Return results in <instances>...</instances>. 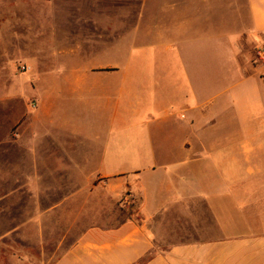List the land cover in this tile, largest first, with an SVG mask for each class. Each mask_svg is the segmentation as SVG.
<instances>
[{
  "label": "crops",
  "instance_id": "1",
  "mask_svg": "<svg viewBox=\"0 0 264 264\" xmlns=\"http://www.w3.org/2000/svg\"><path fill=\"white\" fill-rule=\"evenodd\" d=\"M22 1L0 0V79L13 103L36 97L9 157L39 192V222L48 191L54 213L96 194L135 204L116 226L54 234V264H264V0H28L35 18ZM208 28L226 33L174 53ZM47 30L84 65L19 78L30 43L15 37Z\"/></svg>",
  "mask_w": 264,
  "mask_h": 264
},
{
  "label": "rangeland",
  "instance_id": "2",
  "mask_svg": "<svg viewBox=\"0 0 264 264\" xmlns=\"http://www.w3.org/2000/svg\"><path fill=\"white\" fill-rule=\"evenodd\" d=\"M56 1L59 0H53L54 3ZM65 1L67 5L71 4V0ZM77 2H79V5H87L86 1ZM21 5L31 8L30 13L33 18L37 17V15L39 16V12L35 10L36 8L33 9L34 6H43L42 3L37 1L32 3V1L28 2V0H23ZM44 6L49 7L50 5ZM64 27L61 32L63 38L66 39L68 38L66 35L72 33L65 24ZM224 33L226 32L208 28L205 30L187 31L185 36L179 34L178 38H175L174 53L176 55L184 53L186 49L185 45H183L184 41L195 42L194 45H198L200 42L215 41ZM4 34L0 33V40L3 42L4 36L6 43L8 34L6 32ZM15 38H17L16 41L25 43L24 45L27 42L30 43L26 49L30 53H25V56H22L23 61L28 62L29 65L18 62L14 66V73L19 78H22V76L30 77L31 74L40 70L42 66L47 70H57V72L68 74L74 62V64L79 62L84 65L83 59H85V56L82 55V52L72 60V55H70L71 48L61 49L54 46L53 41L57 37H55L53 31H28L22 37L18 36ZM94 50L95 54L98 55L100 51ZM127 51L133 52V56H136V54L141 53L147 55L151 49L145 48L136 51L135 48H127ZM42 52H45V55L48 52H52L44 57L47 62L41 63ZM14 53L19 54L20 50L18 49ZM255 56H258L257 53ZM25 80L27 83L31 82L30 79ZM11 97V94L6 90V79H0V264H54V259L57 257V251L59 250L57 248L59 241H55L54 234H78L86 227L93 225L102 227L116 226L132 213L135 204L130 202V205H125L120 201L113 206L102 194H96L93 208L88 207L89 204L85 198L80 197L77 199L76 197L71 199V202L73 201L71 207L60 208L54 213L55 209L53 210L49 205H54L57 198L55 192L48 191L44 194L46 198L41 208L44 210L45 205H47L46 209L50 211H48L46 221L39 222L37 217L40 209L37 203L39 192L29 191L25 188L24 183L27 181L24 180L26 176L22 174V165L19 168V174H16V163L18 160L9 157L13 152L10 140L16 136V129L25 119L26 112L36 109L37 101L36 97L30 93H27L24 98L15 100L14 103L11 101L12 99L10 100ZM7 104L15 105V110L9 113L10 122L7 119ZM33 104L35 105L34 107H32ZM248 117L249 114L244 113L241 115L244 120H247ZM61 211L65 214L63 217L59 215ZM54 214H57V216ZM30 219H33V221H30ZM24 234L26 239H24ZM39 234H44V236L39 237ZM45 234H47V237H45ZM64 243L65 241L63 243L61 241V244Z\"/></svg>",
  "mask_w": 264,
  "mask_h": 264
},
{
  "label": "built area",
  "instance_id": "3",
  "mask_svg": "<svg viewBox=\"0 0 264 264\" xmlns=\"http://www.w3.org/2000/svg\"><path fill=\"white\" fill-rule=\"evenodd\" d=\"M258 57L259 58H263L264 57V47L261 48L258 52ZM35 105L33 104L32 107H34Z\"/></svg>",
  "mask_w": 264,
  "mask_h": 264
}]
</instances>
